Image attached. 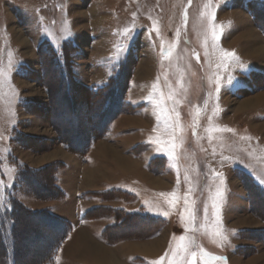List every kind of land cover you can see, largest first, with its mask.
<instances>
[{
  "label": "rangeland",
  "instance_id": "obj_1",
  "mask_svg": "<svg viewBox=\"0 0 264 264\" xmlns=\"http://www.w3.org/2000/svg\"><path fill=\"white\" fill-rule=\"evenodd\" d=\"M258 23L264 25V0H0V215L18 200L70 224L47 253L61 226L21 214L17 264H103L87 252L86 236L115 264H169L181 243L196 254L195 264H264V219L256 214L264 216V206L251 194L253 182L264 188ZM224 52L234 55L222 59ZM54 62L72 85L71 105L53 97L52 89L66 85L56 81L62 72ZM116 74L125 79L129 104L119 124L85 157L64 148L53 123L64 119L60 132L71 138L90 130L96 99L87 88ZM143 105L149 116H135ZM73 121L79 126L70 130ZM100 142L135 169L114 167ZM24 166L45 170L20 184L17 170ZM53 169L63 195L33 196L50 191ZM97 191L109 193L102 198ZM95 208L94 217L84 218ZM116 224L109 231L115 242H108L105 229ZM149 243L159 245L154 255L145 253Z\"/></svg>",
  "mask_w": 264,
  "mask_h": 264
},
{
  "label": "trees",
  "instance_id": "obj_2",
  "mask_svg": "<svg viewBox=\"0 0 264 264\" xmlns=\"http://www.w3.org/2000/svg\"><path fill=\"white\" fill-rule=\"evenodd\" d=\"M258 26L261 30H264L263 24L260 25V23H258ZM54 68H55V70L59 69L60 73L62 72L59 76V79H57L56 81L66 82V85H65V89L60 88V87L55 88V90L52 89V91H53L52 93H54L53 97H56V99L62 98L66 102V104L71 105V104H73V101H74L73 96L75 95V93L73 94L72 89H71L72 85L69 83L67 75H66L65 71L63 70V68H61L60 66L58 67L57 62H54ZM122 68H123V72H124L125 69L123 66H122ZM121 76H122L121 74H118V75L116 74L114 76V78L111 81H109L107 84L101 85V86H91V87L87 88L88 90L86 89L88 94L91 97H93L92 99H96L95 101L92 100L93 104L90 105L89 111H88V112L92 113V115H88L91 118V121H93V120H95V121H94V123L90 122L91 123L89 125L90 130H88V131L86 130L87 131L86 133L74 135L75 137H73L74 138L73 139L71 137H68L64 133L60 132V129L64 128L63 124L66 123V121L64 119H61V121L57 120V121H55V123H53L55 125L54 127H55L56 131L58 132L57 133L58 141L60 144H62L64 146V148H66L67 150H70L71 152L75 153L76 155L85 157L87 155V153L89 152L90 148L92 147V145L99 138L103 137L107 133L110 125H112V123L115 121V119H117V117L120 114H122L123 111H125L124 109L129 107V104L125 101L124 88L122 89V85H123V87L125 86L124 85L125 79L122 78ZM125 84H126V82H125ZM47 89L49 90V92L51 91L50 87ZM52 93L50 92L49 95L50 96L53 95ZM59 109L60 108H58V110ZM59 111H58V113H59ZM88 116H84V118H88ZM73 122H76V121H73ZM78 126H79V122H76L74 124L73 123L70 124L68 126V128H70V130H71V128L73 130H75ZM16 134H18V133H16ZM20 136H22V135L18 134L16 139H18V137H20ZM23 138H25V136ZM23 138H22V140H23ZM75 142H78L79 144L76 145ZM43 170H45V167L42 169L38 168V169L30 170L29 167L24 166L23 168L18 169L17 170V172H18L17 176H20L19 177L20 181H21L20 184H23L24 182H26V179H25L26 174L32 176L36 172L43 171ZM55 172H56V169H53L52 170V179L50 182V185H51L50 191L47 189V187H43L42 190H38V191L35 190L36 193H41V194L37 195L36 193L33 192L32 193L33 196L44 197V198H59L60 196L63 195L62 191L60 190V188L57 185V180L54 176ZM247 179H248V177H247ZM32 181L33 180H31V181L29 180V182H31L32 184H34L36 186L34 181L33 182ZM251 188L253 189L251 194L253 196L254 201L256 199H258L259 201H261L263 203L262 205L264 206V188L255 182L252 183ZM108 193L109 192H107V191L106 192L105 191L93 192V194H97L99 197H102V198H103V196L107 195ZM42 194H46V195H42ZM39 195H41V196H39ZM12 196H11V198H12ZM258 200H256V201H258ZM9 202H10V198H9ZM93 210H98V212H99L100 208L86 210L84 213V218L94 217V215L92 214ZM2 211H3L2 212L3 214L0 215V264H17V262H18L17 260L19 258L18 256L20 255V251L18 248L19 242L17 241L16 238H18L20 236L17 225L19 224L21 214H28V215H31L34 217H38L43 222L48 221L49 223L59 224L61 226L60 227L61 229L57 233V236L50 242L51 245L48 246L47 248H45L44 252H47V253H51L55 249L57 244L64 239V237L66 235V231L70 225L68 222L61 221L55 215L51 214L49 211H43V210L34 211V210L24 208L20 205L18 200H15V201L13 200V202L11 201L10 206H8V208L6 207L5 209L3 208ZM103 211L104 210L102 209V212ZM116 211H119V210H113L114 213ZM256 214H258L259 216H262V218L264 219V216L261 213L256 212ZM120 215H122L121 212H120ZM139 219H143L145 221H148L143 216L140 217ZM119 226H120V224H116L114 226H109V227H107V229H105L104 235H105V238L108 239V242H112V243L115 242L114 241L115 239L113 240L111 238L109 231L111 228L113 229V227L117 228ZM142 230H144V229H142ZM121 237L124 239L126 236H121ZM262 238L264 241V235L262 236Z\"/></svg>",
  "mask_w": 264,
  "mask_h": 264
},
{
  "label": "bare ground",
  "instance_id": "obj_3",
  "mask_svg": "<svg viewBox=\"0 0 264 264\" xmlns=\"http://www.w3.org/2000/svg\"><path fill=\"white\" fill-rule=\"evenodd\" d=\"M250 32H248L247 34L249 35ZM250 35H251V33H250ZM261 50L264 51V48L260 47V48L254 49L256 54L260 53ZM102 148L107 150V151L106 150H103V151L104 152L106 151V153L108 152L109 155L111 156V159L116 164H119V166L121 168V171H125V170H130L131 169V166L133 165V163L128 161V160H126L125 158H123L121 156H118L116 151L113 148H109L108 146H105V145ZM89 176H90V174H89ZM87 237L88 236L85 237L86 239L84 241H88L91 244V245L86 244V248H87V252L89 253V255L92 256V258L97 259L100 263H103V264H115V261H116L115 258L113 257V255H111L109 253V251L106 248H104V246H102L101 244L95 242L94 240H89L90 238L89 237L87 238ZM153 246L154 245L152 243H149V245L146 246V250L147 251L145 253H147L149 255H154L153 253L158 252L159 245L157 247H153Z\"/></svg>",
  "mask_w": 264,
  "mask_h": 264
},
{
  "label": "snow or ice",
  "instance_id": "obj_4",
  "mask_svg": "<svg viewBox=\"0 0 264 264\" xmlns=\"http://www.w3.org/2000/svg\"><path fill=\"white\" fill-rule=\"evenodd\" d=\"M216 39H219V37L217 36L215 30H213V40L215 41ZM233 55L234 54L231 53V52H224L223 56H222V59H225V58H228V57H232ZM221 66H223V65H221ZM231 79L232 78L230 77L229 82H231ZM217 80L219 81V77L217 78ZM217 90L218 91L220 90L219 82L217 84ZM169 98H171V97H169ZM157 104L159 106V102H157ZM161 111H163V109H161ZM173 147H174V145H173ZM217 195H219V193H217ZM169 203H172V201H169ZM213 208L214 209L217 208V205H216L215 202L213 203ZM217 235H219V233H217ZM181 240L183 241L184 237H181ZM189 255L192 257V259H187L186 260V264H195V256H196V254L194 252H191V253L189 252L187 244H185V243L178 244L176 250H174L172 258L169 260V264H185V259L177 260V257H182L183 256V257L186 258ZM204 255L205 254L202 251L201 252V259H203ZM161 259H164V257H161ZM219 259H224V258L220 257ZM154 264H159V262H154Z\"/></svg>",
  "mask_w": 264,
  "mask_h": 264
},
{
  "label": "crops",
  "instance_id": "obj_5",
  "mask_svg": "<svg viewBox=\"0 0 264 264\" xmlns=\"http://www.w3.org/2000/svg\"><path fill=\"white\" fill-rule=\"evenodd\" d=\"M256 66V65H255ZM136 101H139L140 102V100H136ZM144 107H143V109H140V111L138 112L139 114L137 115V114H135V116H139L140 114H141V117L143 116V117H148L149 115L147 114V111L149 110H147L146 111V107H147V105H143ZM133 116V115H132ZM134 121L135 122V124H136V122H139V124L140 123H142L145 119H134V118H132V117H130V119H129V121ZM145 122H146V120H145ZM148 122V121H147ZM116 123H118V121L116 120V121H114V123H113V126H115L116 125ZM119 124V123H118ZM138 126V125H137ZM104 145H106V143H104V142H100V143H98L96 146L99 148V150H100V152H101V155L102 156H104L106 159L108 158V157H106V149H103L102 147L104 146ZM95 146V147H96ZM107 146H108V144H107ZM109 146H111V145H109ZM110 148V147H109ZM115 151H116V153H117V155H121L120 154V152L119 151H117L115 148H113ZM103 150H106L105 152L103 151ZM122 156V155H121ZM65 157H67V159H70L71 160V157L68 155V154H66L65 153ZM125 156H123V158H124ZM126 158H128V157H126ZM125 158V159H126ZM101 159L103 160V158L101 157ZM109 160H111L112 162H113V164L115 165H113L112 163H111V165L112 166H114V167H116V165H118V164H116L111 158H108ZM130 159V158H129ZM127 160V159H126ZM131 160V159H130ZM103 161H105V160H103ZM132 161V160H131ZM133 162H135V161H133ZM98 164H100V163H97V165L96 166H94L95 168H94V170H91L92 171V174H93V176L94 175H99L98 173H99V171L101 170V168L99 167V165ZM119 166V165H118ZM135 166H137L136 165V163H135ZM135 166H134V168L133 169H131V170H134L135 169ZM97 167V168H96ZM120 167V166H119ZM85 169V171H84V182L85 183H87L88 184V181H91V180H88L87 179V177H86V172L88 173V174H90V172L88 171L89 169H92V168H90V166L88 167V168H84ZM121 170V169H120ZM131 170H125V171H122L123 173H127L128 171H131ZM108 174H110L109 173V171H108ZM111 175V174H110ZM93 182H94V180H93ZM81 191V189L79 190V189H77V192L79 193ZM83 191V190H82ZM76 231V234H77V231H79V230H75ZM81 234H84L85 235V233L84 232H81ZM88 238V237H87ZM98 242V241H97ZM100 243V242H99ZM101 244V243H100ZM110 249H113V248H111L110 247Z\"/></svg>",
  "mask_w": 264,
  "mask_h": 264
}]
</instances>
